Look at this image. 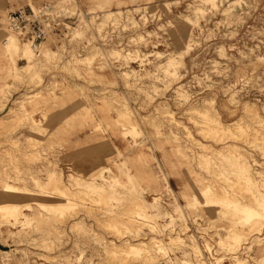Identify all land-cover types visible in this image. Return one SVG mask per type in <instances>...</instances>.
I'll return each mask as SVG.
<instances>
[{
	"label": "rangeland",
	"instance_id": "374dc122",
	"mask_svg": "<svg viewBox=\"0 0 264 264\" xmlns=\"http://www.w3.org/2000/svg\"><path fill=\"white\" fill-rule=\"evenodd\" d=\"M263 202L264 0H0V264H264Z\"/></svg>",
	"mask_w": 264,
	"mask_h": 264
},
{
	"label": "built area",
	"instance_id": "2783aa9c",
	"mask_svg": "<svg viewBox=\"0 0 264 264\" xmlns=\"http://www.w3.org/2000/svg\"><path fill=\"white\" fill-rule=\"evenodd\" d=\"M50 6L44 5L37 9L21 7L8 14L10 31L22 42H27L33 48L43 45L54 30L56 23L53 16H49Z\"/></svg>",
	"mask_w": 264,
	"mask_h": 264
},
{
	"label": "bare ground",
	"instance_id": "6f19581e",
	"mask_svg": "<svg viewBox=\"0 0 264 264\" xmlns=\"http://www.w3.org/2000/svg\"><path fill=\"white\" fill-rule=\"evenodd\" d=\"M3 51H4V54H5V56H6V60L8 61V60H10V57H13V56H16V55H18L19 56V54L22 52V56L24 57V58H26V59H28V61H30L31 63H32V61L31 60H33V56H34V51L29 47V46H27V47H25V48H23V49H21L20 47H19V45H18V43L16 42V41H14V40H6V41H4L3 42ZM9 57V58H8ZM11 61V60H10ZM9 62V61H8ZM31 63H29V66L28 67H31ZM11 66H13V65H11ZM18 68V66H15V69H17ZM253 180V179H252ZM249 184V183H248ZM7 191V190H6ZM47 191V190H46ZM214 192V191H213ZM240 193V192H239ZM244 195V194H243ZM254 195V194H253ZM249 196V195H248ZM2 197V196H1ZM4 197V196H3ZM48 197V196H47ZM232 198V197H231ZM136 199V198H135ZM222 200H226V199H222ZM204 201V200H203ZM220 201V200H219ZM227 201V200H226ZM232 201V200H231ZM234 201H235V199H234ZM236 201H238V200H236ZM224 202V201H223ZM239 202V201H238ZM259 202H261V201H259ZM227 203V202H226ZM262 203V202H261ZM264 203V202H263ZM194 205V204H193ZM261 205V204H260ZM264 205V204H263ZM216 206V205H215ZM242 206V205H241ZM262 206V205H261ZM239 207V206H238ZM3 208V207H2ZM6 209H8V207H5ZM241 209V208H240ZM240 209H238V210H240ZM246 209V208H245ZM248 209H250V208H248ZM16 210V209H15ZM237 210V211H238ZM229 211H230V209H229ZM236 211V212H237ZM242 211V210H241ZM244 211V210H243ZM242 211V212H243ZM248 211H250V210H248ZM13 212V211H12ZM238 212H240V211H238ZM251 212V211H250ZM248 213V212H247ZM247 213H246V215H247ZM235 214V213H234ZM240 214V213H239ZM249 215V214H248ZM5 219H6V217H5ZM261 219V218H260ZM243 221V220H242ZM253 221V220H252ZM245 225V224H244ZM177 237V236H176ZM152 246V245H151Z\"/></svg>",
	"mask_w": 264,
	"mask_h": 264
}]
</instances>
